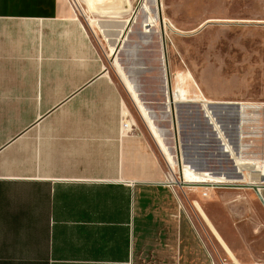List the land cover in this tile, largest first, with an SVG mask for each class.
<instances>
[{
  "label": "crops",
  "instance_id": "obj_1",
  "mask_svg": "<svg viewBox=\"0 0 264 264\" xmlns=\"http://www.w3.org/2000/svg\"><path fill=\"white\" fill-rule=\"evenodd\" d=\"M124 91L71 0H0V264H217L216 241L264 264L236 253L216 197L195 200L202 238Z\"/></svg>",
  "mask_w": 264,
  "mask_h": 264
},
{
  "label": "rangeland",
  "instance_id": "obj_2",
  "mask_svg": "<svg viewBox=\"0 0 264 264\" xmlns=\"http://www.w3.org/2000/svg\"><path fill=\"white\" fill-rule=\"evenodd\" d=\"M71 2L111 76L129 92L131 97L124 91L127 103L139 125L140 108L147 112L143 117L157 131L168 157V174L174 173L177 182L178 158L192 170L215 176L236 177L241 171L245 177L250 169L264 168V0H159L177 102L173 110L166 104L160 26L157 22L143 31L149 16L156 19L153 1L147 2L148 14L141 9L146 0ZM89 17L97 21L89 22ZM232 102L246 107L239 109ZM175 186L204 240L216 241L196 201L207 213L205 202L215 200L211 213L235 232L234 241L242 247L236 251L239 257L243 253L252 262L264 259V207L257 197L238 196L255 195L252 188ZM216 258L217 264H234L217 241Z\"/></svg>",
  "mask_w": 264,
  "mask_h": 264
},
{
  "label": "bare ground",
  "instance_id": "obj_3",
  "mask_svg": "<svg viewBox=\"0 0 264 264\" xmlns=\"http://www.w3.org/2000/svg\"><path fill=\"white\" fill-rule=\"evenodd\" d=\"M148 1H150V0H146V3L141 5V9L147 14L150 13V9L148 8V5H147ZM151 1H153V3H154L155 10L153 13H155L154 17H156V19L153 20L154 18L152 19L149 16L150 20L149 21H148V19L146 20V22L143 26L144 27L143 31L148 32L147 28L150 26H154L158 22L160 29H161L160 30L161 45H163V43H162V26H164V19H163L162 14H161V6L159 3V0H151ZM125 36H126V32H125V34H123L122 39L120 40V45L122 44L123 41H125ZM127 87L131 88V85H127ZM176 103L177 102H174V101H172V102L167 101L166 102L167 105L168 104L170 105V108L172 110H173L174 105ZM242 107H246V106L242 105ZM140 112H141L142 116L147 117V112L144 110V108L141 107ZM150 128L153 130V132L155 134L154 136H156L158 141H160V138H158V136H157L158 134H157V131L154 129V126L150 125ZM160 143H161V141H160ZM176 143H178V142H176ZM234 158H238V157L234 156ZM173 164L174 163H172V165ZM237 164H238V167L241 168V170H242V168H244V167H242V163L239 160H237ZM177 167H178L179 172L182 175L181 182L180 181L177 182V180L174 179V178H177V176L174 173L168 174V177H167L168 181H169L168 183L169 184L173 183V184H171L173 186H175L177 183L180 185H194V186L195 185L196 186L202 185V186H210V187L222 186V185H236V184H250V185H253V184L256 185L257 184L259 186L264 185V182L261 181V177L264 176V168H262V167L258 168V169H252V170L250 169L249 173H248V175H250V176L245 175V177H243L241 175V171H238L237 173L240 174L239 178H238V176H236V177H225L223 175L215 176V175H211V173H207L206 171H195V170H192L191 168H189L187 165H185L184 160H181L179 158H178ZM171 168L173 169L172 166H171ZM174 168H175V164H174ZM253 171H255L257 173V174L255 173L256 174L255 176H253V174L251 173ZM205 189L207 190V189H209V187H206Z\"/></svg>",
  "mask_w": 264,
  "mask_h": 264
},
{
  "label": "water",
  "instance_id": "obj_4",
  "mask_svg": "<svg viewBox=\"0 0 264 264\" xmlns=\"http://www.w3.org/2000/svg\"><path fill=\"white\" fill-rule=\"evenodd\" d=\"M162 43H163V45H162V58H163V63H164V66H163L164 67V84H165V86L167 88V97H168L167 101L172 102V101H174V96H173V91H172V83H171V79H170V71H169L168 62H167L166 40H165V35H164V26H162ZM137 66L138 65L134 66V68L137 67ZM138 94L140 95V92H138ZM140 99L142 100L141 96H140ZM142 102L144 103L143 100H142ZM173 124H174V128L176 130L177 129L176 119H173ZM161 131H162V133H164L163 130H161ZM176 146L178 147V144ZM179 177L180 178L182 177L180 172H179ZM239 177H240V174H239L238 178ZM261 181L264 182V176L261 177ZM222 186L239 187V188H252L256 192L258 198L260 199V201L262 202V204L264 206V197H263V195L261 193V189L264 188V185L263 186H259L257 184L256 185L255 184H253V185H250V184H236V185H222Z\"/></svg>",
  "mask_w": 264,
  "mask_h": 264
}]
</instances>
